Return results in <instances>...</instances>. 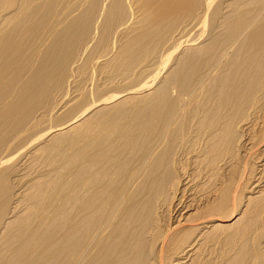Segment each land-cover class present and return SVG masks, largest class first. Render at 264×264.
Wrapping results in <instances>:
<instances>
[{"label": "bare ground", "instance_id": "bare-ground-1", "mask_svg": "<svg viewBox=\"0 0 264 264\" xmlns=\"http://www.w3.org/2000/svg\"><path fill=\"white\" fill-rule=\"evenodd\" d=\"M0 264H264V0H0Z\"/></svg>", "mask_w": 264, "mask_h": 264}, {"label": "rangeland", "instance_id": "rangeland-1", "mask_svg": "<svg viewBox=\"0 0 264 264\" xmlns=\"http://www.w3.org/2000/svg\"><path fill=\"white\" fill-rule=\"evenodd\" d=\"M87 76H88L89 78H91V77H92V74H91L90 72H87ZM84 88H85V87H83L82 85H81V86H78V89H80V90H83ZM68 100H69V98H68ZM53 118H56V117H53ZM51 119H52V118H51ZM53 120L55 121V119H52L51 121L54 122ZM57 122H59V120H57ZM55 123H56V121H55ZM239 165L241 166V163H240ZM240 166H239L238 168H240ZM240 169H241V168H240ZM238 170H239V169H237V171H238ZM239 171H241V170H239ZM239 175H240V172H239ZM243 184H244V183H243ZM241 186H242V185H241ZM242 187H243V186H242ZM247 191H248V189H247L246 191H244L245 194L243 193V194H244L243 196L249 194L250 191H248V192H247ZM246 192H247V193H246ZM242 214H243V211H241L240 213H238L237 216L235 217V220L238 219V218H241V217H242ZM240 215H241V216H240ZM238 216H239V217H238ZM254 232H255V230H254ZM254 232H253V234H254ZM238 237H239V238H238ZM241 237H242V236H237L236 239H235V241H233V242L230 240V241H231V244L235 242L234 244H237V245L239 246V247H238V246L236 245L237 249L234 248V247H235L234 244H232V246H231V245L228 244V243H224V242H225V241H224V242H223V245L221 244V246L219 247V249L216 248V252H215V247H213V246L210 247V249H212L213 251H212V250H210V251L212 252V254H213V253H214V254L217 253V254H216V257H218V255H220V254H218V253H221V257H225V258H226V256L230 253V251H229V250H230V249H229L230 247H229V246H231L232 248H234V249H236V250H238L239 248L242 247L243 243H242L241 246H240V243H241L243 240L245 241V239H244V238L242 239ZM240 238H241V239H240ZM252 238H253V236H252ZM232 240H234V238H233ZM239 240H242V241H239ZM230 241H229V243H230ZM237 241H238V242H237ZM226 242H227V241H226ZM228 247H229V248H228ZM234 249H231V251L234 250ZM226 251H227V252H226ZM226 259H227V258H226Z\"/></svg>", "mask_w": 264, "mask_h": 264}]
</instances>
